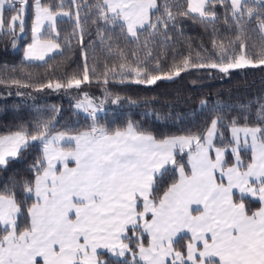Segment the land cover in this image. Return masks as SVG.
Listing matches in <instances>:
<instances>
[{
  "label": "snow or ice",
  "instance_id": "obj_1",
  "mask_svg": "<svg viewBox=\"0 0 264 264\" xmlns=\"http://www.w3.org/2000/svg\"><path fill=\"white\" fill-rule=\"evenodd\" d=\"M72 3L77 4V0ZM217 4L226 6L238 25L245 17L258 19L264 36V0H186V9L178 15L212 23L217 19ZM175 6L181 8L178 2ZM27 7L28 0H0V31L7 26L9 34H14L17 27L23 32ZM57 7L60 11L34 0L33 39L25 50V59L44 60L60 48L52 38L53 34L59 36L57 17L71 19L73 14L63 11V0ZM88 7L95 9L92 23L102 21L106 26L97 30L102 45L111 39L105 33L117 29L129 42H138L144 32L152 37L167 36L166 31L159 33L160 27L167 29L169 22L176 20L167 0L162 13L158 0H96ZM79 8L77 4L75 25L82 40ZM6 10L16 12L7 21ZM219 47V63L193 64L189 56L166 73H161L159 62L151 71L139 65L127 71L135 75L136 84L154 85L178 77L190 67L227 74L230 69L264 65V53L254 60L243 43L238 55L229 54L223 44ZM107 48L111 52L112 45L107 44ZM120 69L125 71V65ZM88 80L85 64L82 79L72 78L67 85L57 82L55 89H79ZM46 87L53 84L49 82ZM201 105L207 107V101H201ZM76 108L86 112L92 124L75 135L51 134V120H36L31 131L21 124L17 131L0 135L3 170L33 143L42 146L41 156L29 166L31 178L19 184L23 201H18L13 190L17 188L15 182L0 191V264H108L100 259L98 250L117 258L131 253V261L125 258L118 264H264V104L257 112V126L241 127L235 119L231 122V166L225 160L229 148L213 143L218 135L223 139L217 131L219 119L211 120L203 136L157 139L132 121L114 130L99 124L97 113L102 108L87 94ZM242 152L250 153L247 163ZM180 154L187 155L186 164L178 162ZM173 170L178 177L157 195L160 184ZM245 197L254 198L260 207L250 209ZM28 200L32 203L21 229L18 217L24 215L22 203ZM129 231L139 233L138 252H132L124 242L131 239ZM145 234L149 238L147 246L142 242ZM185 239L183 250H178L176 245Z\"/></svg>",
  "mask_w": 264,
  "mask_h": 264
},
{
  "label": "trees",
  "instance_id": "obj_2",
  "mask_svg": "<svg viewBox=\"0 0 264 264\" xmlns=\"http://www.w3.org/2000/svg\"><path fill=\"white\" fill-rule=\"evenodd\" d=\"M42 2L51 6L54 11L60 10L57 5L61 0ZM167 2L176 15V20L169 22L167 29L163 26L159 29V33L166 31L167 36L157 34L152 37L144 32L138 42H129L117 29L115 32L105 33L111 39H107L102 45L97 30L106 26L102 21L98 24L92 23L95 9L88 7L94 5L96 0H77L83 28L82 40L80 29L75 25L77 4H73L72 0H63V11L73 15L71 19H57L59 51L40 63L21 59V48L28 41V14L24 26L26 32L21 38H17L15 33L9 34L8 30L0 32V135L17 131L21 124L28 125L31 131L36 120H51L54 124L51 134L60 131H83L92 121L85 113L75 110L74 106L83 101L87 94L94 105L102 108L97 113L99 124L114 130L132 121L157 139L173 135L203 136L211 120L219 119L221 122L217 125V131L223 134V139L218 135L213 143L215 147L229 148L225 153V160L231 166V122L235 119L241 127L259 124L257 112L260 104H264V65L230 69L227 74L218 69L190 67L181 72L180 76L157 81L154 85L136 84L135 75L127 69L139 65L151 71L159 62L161 73H166L173 64H181L189 56L193 64L219 63L218 52L221 44L228 49L229 54H239L240 44L243 43L248 56L256 60L259 58L258 54L264 53V37L259 32V20L245 17L238 25L230 11H226V6L217 4V19L212 23H202L199 19L178 15L179 11L186 9V0ZM177 2L181 8L175 6ZM164 3L165 0H158L161 13ZM107 27L111 28L110 25ZM145 40L148 41L147 47L144 46ZM107 44L112 45L111 52ZM85 64L89 69V80L82 82L79 89H55L57 82L67 85L72 78L82 79ZM121 64L125 65L123 72L120 69ZM49 82L53 84L52 88L46 87ZM113 100L117 102L113 103ZM201 101H207V107H202ZM214 107L217 111H211ZM41 154V146L33 143L19 159L11 161L6 170L0 169V191L5 185L11 186L15 182L17 188L13 190L17 193L18 201L22 202L23 194L19 184L31 178L29 166ZM241 155L247 163L250 153L242 152ZM177 160L186 164L187 155L180 154ZM176 178L177 173L170 171L160 184L157 195H162ZM236 197L239 196L236 194ZM31 203L32 200L22 203L24 215L18 217L21 229L26 225L27 207ZM245 203L252 210L259 205L257 201L248 198H245ZM138 235L139 233L133 234L129 231L128 236L131 239L124 241L129 244L132 252L136 250ZM142 242L147 244L146 235ZM186 243V239L181 241L176 245L177 249L183 250ZM125 258L131 261L130 256L118 259L100 253V259L108 264H118V261Z\"/></svg>",
  "mask_w": 264,
  "mask_h": 264
},
{
  "label": "rangeland",
  "instance_id": "obj_3",
  "mask_svg": "<svg viewBox=\"0 0 264 264\" xmlns=\"http://www.w3.org/2000/svg\"><path fill=\"white\" fill-rule=\"evenodd\" d=\"M58 11H60V10H58ZM15 14H16L15 11H9V10H6L5 13H4V18H5V20L7 21L8 18H9L10 16L15 15ZM27 14L29 15V18H30V20H29V24H28V32H27L28 41H27V42L22 46V48H21V59H22L23 61H25V62H33V63L35 62V63H40V62L44 61L47 57L51 56L53 53L58 52L59 49H57L55 52H50V53H48V54L45 56V59H44V60H28V59H25V56H24L25 50L27 49L28 45L32 43V39H33L32 26H33V22H34V18H35L34 0H30V1H28V7L26 8L25 13L23 14L24 26H25V21H26V19H27V17H26ZM62 18H67V17H66V16H58V17H57V19H62ZM45 28H47V25H45ZM4 30H8L7 26H5V28L3 29V31H4ZM0 32H2V31H0ZM25 32H26L25 28H24V31H23V32H20L19 27H17V28L15 29V35H16L17 38H21L22 36H24V35H25ZM259 32H260V30H259ZM260 34H261V32H260ZM261 35H262V34H261ZM263 37H264V36H263ZM45 38H47V37H45ZM52 38H54V39L56 40V42H57V36H55V34H53V37H52ZM57 43H58V42H57ZM237 55H238V54H237ZM249 67H251V66H249ZM74 108H75V110H77V111H80V112L85 113V115L88 117V114H87L86 112H84L82 109H77V108H76V105L74 106ZM89 120L91 121V119H89ZM88 125H91V122L88 123ZM210 125H211V124H210ZM209 127H210V126H209ZM60 132H64V131H60ZM206 132H207V131H206ZM205 134H206V133H205ZM230 140H231V139H230ZM41 147H42V146H41ZM185 151L187 152V150H185Z\"/></svg>",
  "mask_w": 264,
  "mask_h": 264
},
{
  "label": "crops",
  "instance_id": "obj_4",
  "mask_svg": "<svg viewBox=\"0 0 264 264\" xmlns=\"http://www.w3.org/2000/svg\"><path fill=\"white\" fill-rule=\"evenodd\" d=\"M78 132H80V131H78ZM78 132H76V133H68V132H65V133H67V134H69V135H75V134H77ZM57 133V132H56ZM56 133H53V135L54 134H56ZM5 135H7V134H5ZM229 136H230V139H231V131L229 130ZM213 157H214V155H215V153H214V151H213ZM187 161V160H186ZM232 163H234V157H233V155H232ZM70 166H72V165H70ZM177 177H178V173H177ZM235 191V190H234ZM163 194V193H162ZM236 194L239 196V193L238 192H236ZM245 198H248V199H251V200H255L254 198H251V197H245ZM255 201H257V200H255ZM258 202V201H257ZM258 204H259V202H258ZM258 207H260V204L258 205ZM146 235V234H145ZM146 239H147V244H148V241H149V238H148V236L146 235ZM126 243V242H125ZM147 244L145 245V246H147ZM100 253H104V254H106V255H108V256H110V257H113V258H117V257H115L114 255H112L111 253H108L106 250H98ZM135 252H138V247H136V250H135ZM126 256H130L131 257V254L130 253H127L126 254ZM118 259H121V258H118Z\"/></svg>",
  "mask_w": 264,
  "mask_h": 264
}]
</instances>
